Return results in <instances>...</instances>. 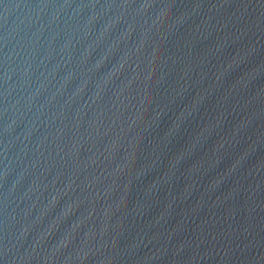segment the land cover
I'll return each mask as SVG.
<instances>
[{
	"label": "water",
	"instance_id": "obj_1",
	"mask_svg": "<svg viewBox=\"0 0 264 264\" xmlns=\"http://www.w3.org/2000/svg\"><path fill=\"white\" fill-rule=\"evenodd\" d=\"M0 264H264V0H0Z\"/></svg>",
	"mask_w": 264,
	"mask_h": 264
}]
</instances>
